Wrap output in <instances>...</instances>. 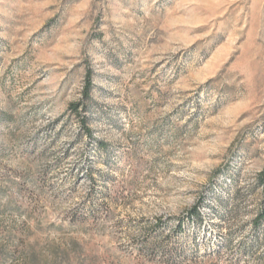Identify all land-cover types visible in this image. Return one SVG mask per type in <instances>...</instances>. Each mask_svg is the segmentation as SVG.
<instances>
[{
  "label": "rangeland",
  "instance_id": "374dc122",
  "mask_svg": "<svg viewBox=\"0 0 264 264\" xmlns=\"http://www.w3.org/2000/svg\"><path fill=\"white\" fill-rule=\"evenodd\" d=\"M261 173L264 0H0V264H264Z\"/></svg>",
  "mask_w": 264,
  "mask_h": 264
},
{
  "label": "trees",
  "instance_id": "16d2710c",
  "mask_svg": "<svg viewBox=\"0 0 264 264\" xmlns=\"http://www.w3.org/2000/svg\"><path fill=\"white\" fill-rule=\"evenodd\" d=\"M90 90H91V82H90V77H89V73L86 72L85 74V83L83 86V97L85 100L89 99L90 96ZM72 109H74L75 112H77V106L76 105H72ZM259 178V183L261 184L263 193H264V175L263 173L259 174L258 176ZM262 218V214H260L257 218V220H260Z\"/></svg>",
  "mask_w": 264,
  "mask_h": 264
}]
</instances>
